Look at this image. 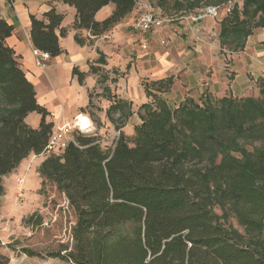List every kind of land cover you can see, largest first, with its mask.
<instances>
[{"label": "trees", "instance_id": "obj_1", "mask_svg": "<svg viewBox=\"0 0 264 264\" xmlns=\"http://www.w3.org/2000/svg\"><path fill=\"white\" fill-rule=\"evenodd\" d=\"M62 1L75 8L72 27L80 45L82 30L96 38L139 2ZM148 1L169 15L233 0ZM241 2L220 20L218 38L228 53L264 27V0ZM110 3V16L95 20ZM62 19L54 8L42 18L30 15L31 43L50 58L63 52ZM12 28L0 18V195L2 177L29 154L39 155L53 129L4 43ZM256 81L258 97H187L172 109L153 92L169 89L170 78L143 82L152 101L141 106L142 123L134 127L131 144L121 134L105 147L95 136L74 133L75 143L45 155L38 168L42 187L52 184L63 195V212L72 213L69 243L45 252L19 250L70 264H264V76ZM119 103L108 114H122ZM30 112L41 118L37 128L25 122ZM25 221L31 228L44 224L33 215ZM5 262L0 255V264Z\"/></svg>", "mask_w": 264, "mask_h": 264}, {"label": "crops", "instance_id": "obj_2", "mask_svg": "<svg viewBox=\"0 0 264 264\" xmlns=\"http://www.w3.org/2000/svg\"><path fill=\"white\" fill-rule=\"evenodd\" d=\"M140 2L96 38L82 30L85 42L80 45L74 40L78 30L72 27L76 16L73 6L62 0H0V18L13 27L4 43L13 49L35 90L36 102L46 109V118L53 127L70 122L77 115L87 116L91 121L89 134L101 145L113 147L118 131L131 144L134 127L142 123L141 106L152 101L143 82L166 78L172 80L171 87L153 92L170 109L178 107L187 97L196 101L201 96L258 97L256 80L264 76V27L248 35L241 50L228 53L220 46L218 33L229 5L221 4L223 8L203 5L191 12L169 14L164 19L165 26L152 33L144 48L130 27ZM234 2L238 7L242 4ZM207 7H214L216 13L208 12ZM51 8L63 15L60 27L67 30L65 36L58 37L63 52L53 58L47 54L43 57V52L34 48L29 30L30 15L42 18ZM113 9L112 3L102 7L95 20L109 17ZM125 25L133 34L126 31ZM161 39L165 44L160 43ZM78 72L83 75L81 82ZM103 76L104 82H98ZM116 102H120L122 114L119 110L108 114ZM40 119L37 113L30 112L25 122L37 128ZM44 157L29 154L12 173L3 176L4 193L13 197L17 189H22L25 195L33 188L38 190L41 184L38 168ZM33 170L37 181L30 175ZM16 177H22L23 182H16Z\"/></svg>", "mask_w": 264, "mask_h": 264}, {"label": "rangeland", "instance_id": "obj_3", "mask_svg": "<svg viewBox=\"0 0 264 264\" xmlns=\"http://www.w3.org/2000/svg\"><path fill=\"white\" fill-rule=\"evenodd\" d=\"M140 3L139 10L144 6H150L155 10L158 8L148 0H142ZM228 5L230 7L232 1L227 3V7ZM219 7L223 8L222 5ZM160 12L164 19L169 17L165 11ZM124 27L127 28L126 31L130 35L133 34L128 26L125 25ZM99 81L104 82V76L103 79L99 78ZM57 152L59 151L54 153ZM45 155L47 154L42 156ZM30 175L37 181L38 177L34 176V170L31 171ZM15 192L13 197L6 193L0 195V255L6 258L5 264H70L57 258L28 257L19 250L20 247H28L39 252H45L59 249L61 245L65 246L69 243V228L72 225L73 216L71 212H63V207H61L63 206L62 193L56 191L50 183H45L43 187L40 184L38 190L33 188L26 195L22 189H17ZM31 215L33 218L41 217L44 224L33 228L30 225L28 227L25 220Z\"/></svg>", "mask_w": 264, "mask_h": 264}, {"label": "built area", "instance_id": "obj_4", "mask_svg": "<svg viewBox=\"0 0 264 264\" xmlns=\"http://www.w3.org/2000/svg\"><path fill=\"white\" fill-rule=\"evenodd\" d=\"M206 10L210 13H216V9L213 7H207ZM157 11L150 6L142 7L134 19L130 23V27L133 32L137 35L139 44L142 47H147L150 36L155 30L164 27L165 20L161 16V12ZM195 19H199L198 15H195ZM161 44H165V40L160 41ZM37 53V51H35ZM43 57H46L45 53H42ZM80 115L75 116V118L70 122L56 124L52 133L50 134L44 149L37 156H42L44 154L54 153L56 151H63L70 142L75 143L74 133H79L82 135L89 134L91 129V121L87 116H84L86 119L83 121L79 117ZM119 137V131L113 138V142ZM58 153V152H57ZM18 183L23 182L22 177H16Z\"/></svg>", "mask_w": 264, "mask_h": 264}, {"label": "bare ground", "instance_id": "obj_5", "mask_svg": "<svg viewBox=\"0 0 264 264\" xmlns=\"http://www.w3.org/2000/svg\"><path fill=\"white\" fill-rule=\"evenodd\" d=\"M81 120H85L86 118L84 116H79Z\"/></svg>", "mask_w": 264, "mask_h": 264}]
</instances>
